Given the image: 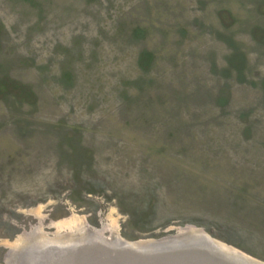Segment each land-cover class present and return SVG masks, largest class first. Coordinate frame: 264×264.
<instances>
[{
	"label": "rangeland",
	"instance_id": "374dc122",
	"mask_svg": "<svg viewBox=\"0 0 264 264\" xmlns=\"http://www.w3.org/2000/svg\"><path fill=\"white\" fill-rule=\"evenodd\" d=\"M187 231L264 264V0H0V264Z\"/></svg>",
	"mask_w": 264,
	"mask_h": 264
},
{
	"label": "water",
	"instance_id": "95a60500",
	"mask_svg": "<svg viewBox=\"0 0 264 264\" xmlns=\"http://www.w3.org/2000/svg\"><path fill=\"white\" fill-rule=\"evenodd\" d=\"M196 230L198 231V229ZM202 233L205 234L204 232ZM120 241L121 242H117V245H115L116 241L108 244L104 242L105 245H102L101 243L103 241L97 243V240L94 241L95 245L90 246H76L75 244H72L63 247L55 246L53 248L54 245H49L48 248L52 251V253L51 251H44V253L41 254V258L36 259L39 260L38 264H87V262H92L93 260L94 263L96 262L95 264H99V256L101 254H106L105 257H108V262L105 261L103 263L102 261L101 264H130L131 262H134L135 264H142L144 253L155 256L156 259L160 261V259H164L166 255H157V253H162L163 250L174 251L177 248L185 246H202L216 248L217 250H223L220 248L219 244H216L214 242V240H209V238L206 237H202V239L198 240V237L189 234V231L176 238L168 239V241H157L155 243L153 242L152 245L147 247H145V245L143 244L132 247L128 244V241H124L122 239ZM49 253H51V259L44 260L46 258V254L49 255ZM158 256L161 257L158 258ZM239 260L244 263L246 262V260L242 258H239Z\"/></svg>",
	"mask_w": 264,
	"mask_h": 264
},
{
	"label": "bare ground",
	"instance_id": "6f19581e",
	"mask_svg": "<svg viewBox=\"0 0 264 264\" xmlns=\"http://www.w3.org/2000/svg\"><path fill=\"white\" fill-rule=\"evenodd\" d=\"M192 235H194L195 237H198V240L202 237L201 236L202 234H198V233H194ZM96 240L98 241V243H100V241H102V239H100L98 237H90L89 236L88 238H85V237H82V238H70V239L65 240V241H62V242H50V241L42 242L41 241V242L36 243L35 246H34V248H37L35 250H46L49 245H54V246L55 245L56 246L57 245H60V246L67 245L68 246V245H72V244H75L76 246H81V245H84V246H87L88 245L89 246V245H95L94 241H96ZM209 240H212V239L209 238ZM165 241H168V240H165ZM117 242H121V241H116V244L115 245H117ZM153 242L155 243L157 241H153ZM153 242H150V245H152ZM214 242L216 244H219V246H220L221 249L226 250L228 252H231L232 254H235V256H237L239 258L245 259L248 262L249 261L250 262H253L254 264H260V263H257V262H254V261L250 260L249 258L245 257L244 255H242L240 253H237V251H234L233 249H230L229 247H227L226 245H223L222 243H219L218 241H214ZM128 244L131 245L132 247L137 246V245H142L141 243H135V242L128 243ZM143 245H145V243ZM40 252H42V251H40ZM36 254H38V252L37 253H34V254L33 253H29L28 259L26 261H24L23 264H36L37 261H36V258L35 257L38 256Z\"/></svg>",
	"mask_w": 264,
	"mask_h": 264
}]
</instances>
